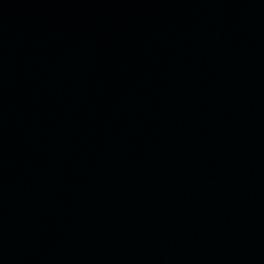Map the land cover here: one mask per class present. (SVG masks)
Here are the masks:
<instances>
[{
    "label": "water",
    "instance_id": "95a60500",
    "mask_svg": "<svg viewBox=\"0 0 264 264\" xmlns=\"http://www.w3.org/2000/svg\"><path fill=\"white\" fill-rule=\"evenodd\" d=\"M0 264H264V0H0Z\"/></svg>",
    "mask_w": 264,
    "mask_h": 264
}]
</instances>
